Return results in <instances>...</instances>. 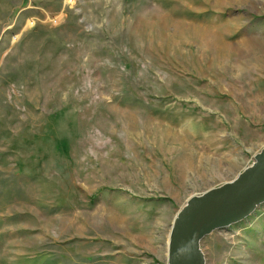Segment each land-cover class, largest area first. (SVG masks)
<instances>
[{"label": "rangeland", "instance_id": "374dc122", "mask_svg": "<svg viewBox=\"0 0 264 264\" xmlns=\"http://www.w3.org/2000/svg\"><path fill=\"white\" fill-rule=\"evenodd\" d=\"M263 150L264 0H0V264H169ZM201 250L264 264V204Z\"/></svg>", "mask_w": 264, "mask_h": 264}, {"label": "water", "instance_id": "95a60500", "mask_svg": "<svg viewBox=\"0 0 264 264\" xmlns=\"http://www.w3.org/2000/svg\"><path fill=\"white\" fill-rule=\"evenodd\" d=\"M264 204V150L233 182L202 197H192L175 219L169 264H206L201 242L214 231L239 223Z\"/></svg>", "mask_w": 264, "mask_h": 264}, {"label": "bare ground", "instance_id": "6f19581e", "mask_svg": "<svg viewBox=\"0 0 264 264\" xmlns=\"http://www.w3.org/2000/svg\"><path fill=\"white\" fill-rule=\"evenodd\" d=\"M166 138H167V136H166ZM169 242H170V237H169ZM168 247H169V244H168Z\"/></svg>", "mask_w": 264, "mask_h": 264}]
</instances>
